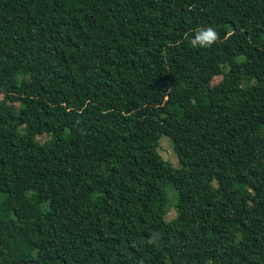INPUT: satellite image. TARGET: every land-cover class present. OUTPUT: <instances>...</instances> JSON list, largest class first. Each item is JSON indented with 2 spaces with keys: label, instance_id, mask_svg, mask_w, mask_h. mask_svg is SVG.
I'll use <instances>...</instances> for the list:
<instances>
[{
  "label": "trees",
  "instance_id": "1",
  "mask_svg": "<svg viewBox=\"0 0 264 264\" xmlns=\"http://www.w3.org/2000/svg\"><path fill=\"white\" fill-rule=\"evenodd\" d=\"M0 92V264H264V0H0Z\"/></svg>",
  "mask_w": 264,
  "mask_h": 264
},
{
  "label": "rangeland",
  "instance_id": "2",
  "mask_svg": "<svg viewBox=\"0 0 264 264\" xmlns=\"http://www.w3.org/2000/svg\"><path fill=\"white\" fill-rule=\"evenodd\" d=\"M211 84L212 85H219L221 87V89L225 90V88L222 85V76L221 75L214 76L211 79ZM2 95L3 94L0 92V99L2 98ZM39 138L45 139V138H47V135H40ZM158 151L164 159H167L172 164L177 165V157L173 151V147H172L171 142L167 136H163L160 139ZM165 190H166L167 195L171 198V194L174 193L173 190L171 189V187L169 185H167L165 187ZM43 207L45 208L46 204H44ZM175 214H176V210H175L174 206L172 205L170 208V212L167 215V217H172Z\"/></svg>",
  "mask_w": 264,
  "mask_h": 264
},
{
  "label": "clouds",
  "instance_id": "3",
  "mask_svg": "<svg viewBox=\"0 0 264 264\" xmlns=\"http://www.w3.org/2000/svg\"><path fill=\"white\" fill-rule=\"evenodd\" d=\"M220 40L219 33L212 27H198L190 40L193 48H209Z\"/></svg>",
  "mask_w": 264,
  "mask_h": 264
}]
</instances>
